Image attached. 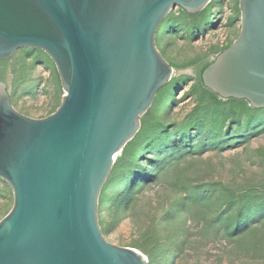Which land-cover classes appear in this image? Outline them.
<instances>
[{"label":"water","instance_id":"1","mask_svg":"<svg viewBox=\"0 0 264 264\" xmlns=\"http://www.w3.org/2000/svg\"><path fill=\"white\" fill-rule=\"evenodd\" d=\"M212 0H0V61L22 48L55 63L64 95L34 119L0 81V178L13 190L0 221V264H149L103 236L101 191L141 118L174 74L156 47L175 8ZM241 31L202 72L221 99L264 108V0H240Z\"/></svg>","mask_w":264,"mask_h":264},{"label":"rangeland","instance_id":"2","mask_svg":"<svg viewBox=\"0 0 264 264\" xmlns=\"http://www.w3.org/2000/svg\"><path fill=\"white\" fill-rule=\"evenodd\" d=\"M240 31V0H212L197 14L175 7L158 28L156 47L174 74L98 206L105 239L149 264H264V108L215 97L198 80ZM3 78L25 116L42 119L61 105L57 67L41 49H19ZM13 203L0 178V221Z\"/></svg>","mask_w":264,"mask_h":264},{"label":"trees","instance_id":"3","mask_svg":"<svg viewBox=\"0 0 264 264\" xmlns=\"http://www.w3.org/2000/svg\"><path fill=\"white\" fill-rule=\"evenodd\" d=\"M212 63L211 62H208V63H205L203 65V67L200 69V72H199V76H198V80L201 82V84L203 85L202 83V78H201V75H202V72ZM7 71V61H0V81H5L4 78H3V75L6 73ZM204 86V85H203ZM213 96L215 97H219L215 94L212 93Z\"/></svg>","mask_w":264,"mask_h":264}]
</instances>
